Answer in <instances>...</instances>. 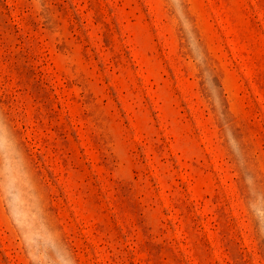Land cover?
Wrapping results in <instances>:
<instances>
[{
  "label": "rangeland",
  "instance_id": "374dc122",
  "mask_svg": "<svg viewBox=\"0 0 264 264\" xmlns=\"http://www.w3.org/2000/svg\"><path fill=\"white\" fill-rule=\"evenodd\" d=\"M0 264H264V0H0Z\"/></svg>",
  "mask_w": 264,
  "mask_h": 264
}]
</instances>
